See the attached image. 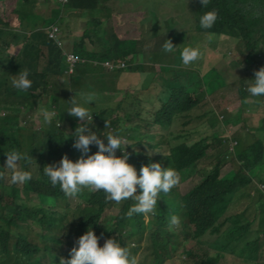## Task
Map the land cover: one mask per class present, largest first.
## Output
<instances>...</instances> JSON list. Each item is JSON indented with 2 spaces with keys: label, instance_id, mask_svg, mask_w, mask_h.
I'll use <instances>...</instances> for the list:
<instances>
[{
  "label": "trees",
  "instance_id": "obj_1",
  "mask_svg": "<svg viewBox=\"0 0 264 264\" xmlns=\"http://www.w3.org/2000/svg\"><path fill=\"white\" fill-rule=\"evenodd\" d=\"M233 1L231 3V0H207L203 5L201 0H194L197 7L193 10L199 11L198 18L209 10L217 12V20L211 28L202 29L199 26L195 27V32H207L212 38L214 35L226 33L241 39L248 53L247 58L261 56L264 59V46L260 43L264 41V0ZM4 2L0 0V8ZM23 2L33 5V0ZM64 4L70 10H89L91 20L82 27L79 40L62 42V31L58 34V40L57 37L48 35L37 38L42 33L38 28L36 38L30 37L24 51L11 53V56L6 50L19 43L17 40L26 37V34L19 31L21 37L18 36L11 22L4 24L3 28L0 27V167H3L6 161L5 151L15 150L21 155L25 153L22 155L20 167L31 170L30 167L37 165L38 170L37 174L31 173L30 180L19 184L11 182L10 170L0 169V264H60L61 258L68 259L70 253L64 242L74 246V241L89 227L100 237V245L104 240L113 238L118 240L121 246H126L130 253L142 245L148 230L155 264H163L176 257V254L180 264H226V257L231 255L241 258L244 264H264V193H260L258 201L254 204L257 210L251 219L247 217L246 209H234L243 197H250L248 190L252 188L256 178L264 182V112L259 119V125L247 128L248 134L254 137L247 144L244 143L241 131H237L233 137L214 131L198 136L191 143H188V140H177L178 136L173 134L172 140L177 141L171 144L164 140V150H161L158 140L153 144L143 143L141 139L137 141L138 125L136 133L130 134L127 130V141L136 140L134 144L126 146L129 159L133 161L128 162L137 169L138 174L142 165L159 162L162 167L174 169L180 181L187 178L197 164L202 161L207 163V167H202L203 173L198 183L186 194L177 192L178 183L168 193L158 194L155 209L150 213L151 219L147 221L144 220L145 214L125 216L128 207L135 203L133 200L106 201L102 190L90 187H82L77 194L81 201L72 208L77 211L76 214L72 212L71 216L63 214L60 217L53 215V207L58 200L65 202L67 195L61 191L59 184L52 185L42 169L46 165L58 164L65 155L71 160H76L81 155L79 150L73 147L72 140L75 139V128L85 122L66 116L67 109L57 102L56 117L61 122L55 123L51 120L48 128L42 130L41 134H45V138L40 139L38 143L35 137L37 133L27 134L28 128L25 126L28 124L21 125L20 122L24 118L20 119L22 110L15 104L16 101L31 108L44 102L47 97L45 107L50 108V104L58 99L56 93L59 90L60 78L71 66L74 67V74L67 75L71 80L73 92L89 93L79 83V79H82L76 77L79 73L87 74L88 69H96L98 61H105L110 65L126 61V70L139 73L154 71L150 85L134 89L137 91L130 88L120 89L114 85V89L106 93L109 90V78L94 70L96 74L92 80H97L101 92V95H95V102L96 98L103 96L106 103L124 102L127 106L144 101L149 105L157 103L153 109V122L161 126H171L176 118L187 116L200 105L201 98L207 94L205 80L211 77L208 72L202 76L196 69L184 68L187 66L179 65V62L170 69L162 68L157 65L158 60H163L157 51L153 53L154 60L148 63L143 51H137L133 46L126 47L124 44L119 47L115 40L113 43L117 50L109 46L105 50L88 48L87 43L108 45L114 39L115 25L109 20L108 5L104 0H68ZM26 18L30 21L26 29L37 25L40 27V15L31 12ZM0 23H3L1 18ZM3 31L9 33L4 36ZM42 46H46L48 54L43 60L45 65L40 69ZM30 49L34 50L33 53ZM70 54L74 55L73 60L70 59ZM257 64L255 59L248 64V69L255 71ZM25 69L32 81L31 87L27 90H17L12 86V80L17 78L19 71ZM211 71L220 74L216 68ZM8 74L11 75L10 82ZM252 77L250 73H245L240 82L245 83ZM57 78L60 81H57ZM161 88L164 89L160 92ZM65 90L69 89H63ZM239 91L242 98L247 97L244 87L241 86ZM116 95L117 100H113L112 96ZM255 99L262 103L264 96ZM95 102H92L93 106ZM120 104H117L116 109L120 108ZM4 110H7L6 114ZM147 111L150 112L149 109ZM208 112L218 120V115L212 114L214 111ZM242 113L243 111L238 110L239 120L242 119ZM223 114L226 115V121H229L230 113L223 110ZM136 116L140 118L141 113H136ZM119 121V118H116L110 123L112 131H107L105 127L104 134L118 133ZM89 123L93 129L91 121ZM67 129H71V132H67ZM92 131L97 135L102 133ZM146 133L143 135L150 138ZM29 139L33 144L28 143ZM232 139L236 142L233 151L230 150ZM128 147H133L136 151ZM73 150H76L78 155ZM95 150L96 146L90 145L89 154ZM133 153L142 159L132 158ZM227 161L233 164L234 169L225 174L222 173V168ZM25 193L26 196H23ZM35 197H47L50 199V205L33 206L30 202ZM111 207H118L115 208L116 214H104ZM172 215L177 217V223L181 226L178 234L170 224ZM178 235L181 240H177ZM168 248L174 251L173 255H169ZM181 248L185 250L178 253Z\"/></svg>",
  "mask_w": 264,
  "mask_h": 264
},
{
  "label": "rangeland",
  "instance_id": "obj_2",
  "mask_svg": "<svg viewBox=\"0 0 264 264\" xmlns=\"http://www.w3.org/2000/svg\"><path fill=\"white\" fill-rule=\"evenodd\" d=\"M2 1L4 2V0ZM107 1H111V4H107L109 7L107 14L111 24L113 25L116 21L120 22H118V30L119 32H122V35L118 34L117 31L113 33V38L115 42L117 41V45H120L119 47L124 45H126V47L133 46L135 50L143 51L146 54L148 63L154 60L153 53L157 51L160 58H163L162 61L158 60L157 65H160V67L165 69L177 66L178 62L179 65H182L180 63L179 54L183 47H198L202 51L201 57L191 64L185 65L187 67L184 68L196 69L202 76L208 72L211 77H209L208 80H205V85L207 87V90H205L207 94L201 98L200 105L191 110L187 116L176 118L171 126H161L153 122V109L158 105L157 103L155 105H149L146 101H144L140 103H132L127 106L124 102H121V104L112 101L106 103L103 100V96H100L99 98H96L94 106L89 104L87 107L92 110V130L105 133V127H107V131H112L113 128H110V123L116 118H119L118 133L126 138L127 144L131 145L136 141L135 139L127 141L129 137L127 135V130H129L130 134H132V132L136 133L135 129L138 125V133L136 134H138L139 138H137V141L141 139L143 143L148 142L153 144L158 140L161 144L159 148L161 150H164L166 142L164 140H167L171 144L180 139L188 140V143H191L195 141L198 136L205 133L209 134L214 131H218L227 137H233L237 131H241L243 133L244 143L246 144L254 139L252 135L248 134L247 128L259 125V119L263 116L262 112H264V99L261 101L262 103H258V100H256L255 97H251L247 93L248 102L245 103V98L241 97L239 89L241 86L247 89V85L251 82V78L245 83L240 82L245 73H250L254 76L256 70L264 67V59L261 56H258L257 58L253 56L247 58L248 53L241 39L229 36L226 33L214 35V38H212L207 32H200L198 30L195 32V27H199V11L194 12L193 10L197 7L194 0ZM64 2H68V0H49V2H47V0H33V5L31 4L33 11L32 8H29L30 4H25L23 0H8L7 2H4L0 8V18L3 21L2 24L0 23V27L3 28L4 24L11 22L13 25L12 27L17 31L18 36L21 35L20 32H24L26 34V37L20 36L21 38L17 40L19 43L13 44L10 49L6 51L10 55L11 53L17 54L24 51L30 37H35L38 34V28H40L42 33H40L37 38H43L47 34V30L51 25L54 26V30L60 26L62 30V37L64 38V40L60 39L62 42L79 40L82 34V27L85 23L87 24V22L91 20L89 10H70L67 9L66 6L63 7L65 5ZM233 2L234 1L231 0V3ZM23 4H25V6ZM31 12H35L41 16L40 27L37 25L34 28L26 29L27 25L30 24V21L28 20L29 18H26V16H30ZM16 16L19 17V20ZM22 16L24 17L22 18ZM7 33L9 32H2L4 36ZM165 40H169L175 46L171 52L163 51L161 46ZM260 43L261 46H264V41H261ZM0 44H2L1 40ZM107 46L117 50L116 45L113 43V39L108 45H96L94 42L87 43L88 48H96L97 50H105ZM2 51H4L3 47ZM33 51V49H30V52L33 53ZM47 54L48 50L46 46H42L39 57L40 69H42L43 65H45L43 60ZM255 59L258 61L256 70H249L248 64L254 62ZM96 66H98L96 69L89 67L90 69H88L87 74L79 73V76H76L78 78H82L79 79V83H81L82 88L88 90L89 92L92 91L95 95H101L99 85L96 82L97 80H94V82L92 80L95 76V71L99 72L100 75H104L109 78V90L106 91V93H109V91L114 89V85L120 89L130 88L132 91H137L134 89L149 86L154 76V71L139 73L126 70L124 67L115 68L116 70L110 69L105 65V61H98ZM73 68L70 67L68 72L66 71V74L60 78L61 81L58 80L59 78L56 79L57 81H60L58 83L59 90L56 93L58 99L55 103L50 104V109L55 110V115L52 119L55 123L61 122L56 117L57 111L55 104L58 102L59 105L65 106V109H68L70 107L68 106L70 105L69 102L76 95L72 90L73 88H71L72 86H70L71 80L69 75H67L74 74ZM212 68H216L221 75L218 72H212ZM7 76L8 82H10L11 75L8 74ZM107 78L105 80H107ZM63 89L69 90L63 91ZM163 89L164 88H161L160 92L163 91ZM117 96L118 95L112 96V99L117 100ZM45 102H47V97H45L44 102H41L31 108L24 104H20L18 101L15 102V104L22 110L20 119H24L21 120V125L28 124L25 126V128H28L27 134L37 133L35 137L38 143H40V139L45 138V134H41L42 130H46L49 126V123L45 124L43 122L42 115L40 113V108L46 106ZM117 104H120L119 109H116ZM147 109H149L150 112H148ZM104 110H106V112L103 113L102 111ZM208 110L214 111L212 114L218 115V120L211 115ZM223 110H227L230 113L229 121H226L227 118L226 115L223 114ZM238 110L239 112L243 111L241 120L238 119ZM145 111H147V113H145ZM138 112L141 113L140 118L136 116V113ZM6 113L7 110H4V114ZM66 116L70 115L67 114ZM67 132H71V129H67ZM145 132H147L146 134H148L150 138L143 135ZM173 134L178 136L177 140H172ZM27 141L28 143L33 144L32 140L29 139ZM230 142V150L233 151L236 142L234 139ZM73 143L74 139L72 140V144ZM129 149L136 151L133 147H130ZM125 151L127 152V147H125ZM73 152L78 155L76 150H73ZM22 155H25V153H22ZM117 155H121L119 149L117 150ZM131 157L139 160L142 159L136 153H133ZM21 162L22 159L19 162V167ZM129 162L132 163L133 161L129 159ZM202 167H207V163L204 161L200 162V164H197L195 170L193 169V172L189 174L187 178L178 182V193L186 194L187 191H190L198 183L201 174L203 173ZM30 168L31 170L29 171L31 173H38L37 165ZM233 169V164L230 161H227L222 168V173L226 174L229 171L231 172ZM261 192L264 193V182H261L256 178L252 188L248 190L250 197H243L240 202H237L234 209L236 211H243L246 209L247 217L251 219L257 210H255L254 204L258 201ZM23 196H26V193L23 194ZM49 201L50 199L47 197L43 199L35 197L30 203L35 207H48L50 205ZM66 201H69L68 211L66 210L65 202L63 200H58L56 205L53 207L55 211V214L53 215L60 217V215H63L64 213H66L67 216H71L72 212L75 214L77 213V211H73L72 208L77 202L81 201V198L75 196L71 198V200ZM115 208L118 209V207L108 208L104 214L115 215ZM148 219H151L150 213L146 214L144 218L145 221ZM257 224L259 225V223ZM262 225H264V223ZM132 228L133 227H131V229ZM172 228L177 234L180 233V224H172ZM177 240H181L180 235H178ZM50 244L53 243L50 242ZM151 245L149 231L146 230L145 239L143 240L142 245L131 252V254L137 258L138 264H155ZM64 246L65 248L68 247L67 245ZM170 246H172V244H170ZM188 246H190V243ZM262 248L264 250L263 246ZM171 250V248H168L167 250L169 251V255L174 254V251ZM184 250V248H181L178 250V253H182ZM177 256L178 254H176V257H173V259L163 264H180ZM0 258H2L1 254ZM182 258H184V255H182ZM226 259V264H244L242 263L241 258L233 255L227 256Z\"/></svg>",
  "mask_w": 264,
  "mask_h": 264
},
{
  "label": "clouds",
  "instance_id": "obj_3",
  "mask_svg": "<svg viewBox=\"0 0 264 264\" xmlns=\"http://www.w3.org/2000/svg\"><path fill=\"white\" fill-rule=\"evenodd\" d=\"M201 2L204 5L207 0H201ZM17 19L19 20L18 16ZM216 20L217 12L209 10L199 16L198 23L202 29H209ZM118 22L113 23L115 32L117 31L118 34L122 35V32L118 30L120 23ZM53 29L54 26L51 25L46 35L53 37L50 35ZM60 31L62 30L59 26L56 31L57 40ZM161 47L163 51L171 52L175 46L169 40H165ZM201 55L202 51L198 47H183L179 54L180 63L189 65ZM105 65L110 69H115L125 67L126 63L118 62L111 65L105 63ZM16 75L17 78L12 80V86L15 89L27 90L31 87L32 81L28 78L29 73L26 69L19 71ZM250 81L246 89L249 96H264V67L256 70ZM92 102H95V93H76L69 102L70 107L66 110L70 116L85 122L80 123L73 133L75 137L73 147L79 150L81 155L75 161L65 155L58 164L44 166L42 169L44 175L48 177L52 185L59 184L61 191L67 195L65 199L67 211L69 201L66 200H71L77 196L82 187H90L102 190L106 201L133 200L135 203L128 207L125 216L146 215L153 212L158 194L168 193L179 182L178 174L168 166L162 167L159 162L142 165L138 174L137 169L128 162L129 154L125 151V147L130 144L126 143L123 136L111 132L106 135L103 132L97 135L91 130L89 122H92V110L88 109L86 105L92 104ZM244 102H248V97H245ZM40 113L43 122L47 124L53 119L55 110L41 107ZM90 145H95L97 151L89 154ZM118 149L121 155H117ZM5 155V164L0 169L11 171L12 183L23 184L31 179V172L18 166L23 158L21 153L9 150L5 151ZM138 189L139 192H137ZM175 223H177V217L175 215L170 216V224ZM99 240L100 237L89 227L83 235L74 241V246L65 241L64 245L68 246L66 249L70 250L69 258H61L60 264H138L137 258L130 253L126 246H121L118 240L108 238L104 240L102 245L98 243Z\"/></svg>",
  "mask_w": 264,
  "mask_h": 264
},
{
  "label": "built area",
  "instance_id": "obj_4",
  "mask_svg": "<svg viewBox=\"0 0 264 264\" xmlns=\"http://www.w3.org/2000/svg\"><path fill=\"white\" fill-rule=\"evenodd\" d=\"M57 30H58V27H57L56 30L53 29V30L50 32V35L53 36V37H56V31H57ZM69 56H70V59L73 60L74 55H73V54H70ZM71 68H72V66H71Z\"/></svg>",
  "mask_w": 264,
  "mask_h": 264
},
{
  "label": "crops",
  "instance_id": "obj_5",
  "mask_svg": "<svg viewBox=\"0 0 264 264\" xmlns=\"http://www.w3.org/2000/svg\"><path fill=\"white\" fill-rule=\"evenodd\" d=\"M106 4H111V1H107V0H104ZM53 4V3H52ZM29 8H32L31 4L29 6ZM96 74V73H95Z\"/></svg>",
  "mask_w": 264,
  "mask_h": 264
}]
</instances>
